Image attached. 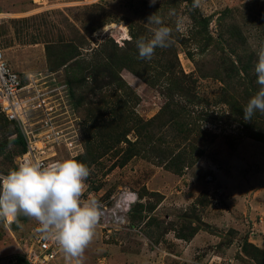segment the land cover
I'll use <instances>...</instances> for the list:
<instances>
[{"label":"rangeland","instance_id":"rangeland-1","mask_svg":"<svg viewBox=\"0 0 264 264\" xmlns=\"http://www.w3.org/2000/svg\"><path fill=\"white\" fill-rule=\"evenodd\" d=\"M193 4L0 0V47L7 64L24 79L58 71L72 86V100L78 99L100 80H109L108 68L101 67L114 61L113 69L137 96L136 114L143 120L155 118L170 93L202 118L194 144L202 155L176 174L140 157L123 167H113L121 155L86 163L84 141L95 135L88 133L95 110H111L113 91L106 87L91 94L78 109L73 104L70 118L80 131L83 153L71 157L63 152L61 161L88 165L81 199H94L100 215L81 264H264V115L256 113L245 121L243 112L253 96L244 90L257 79L255 50L264 46V0H200L196 8ZM173 9L183 20L181 31L175 30L176 16L169 15ZM155 12L173 28L174 43L157 48L151 60H142L136 40L151 36L154 26L147 20ZM201 18L210 21L212 38L222 36L220 45L197 23ZM125 52L141 77L127 66L120 68L126 65L119 61ZM232 65L239 74L232 72ZM172 76L186 88L183 92H171L177 86H168ZM21 152L17 129L0 114V176L16 168ZM126 203L133 209L128 214L123 213ZM39 227L25 216L10 226L0 221V264H25L22 253L34 243ZM51 264H75V259L62 251Z\"/></svg>","mask_w":264,"mask_h":264},{"label":"clouds","instance_id":"clouds-1","mask_svg":"<svg viewBox=\"0 0 264 264\" xmlns=\"http://www.w3.org/2000/svg\"><path fill=\"white\" fill-rule=\"evenodd\" d=\"M156 3L157 0H150L151 5ZM199 6L200 0H194L193 7ZM169 15L176 16L175 30L181 31L182 18L174 9ZM147 23L154 26L150 29L151 36L136 40L142 60H151L157 48H167L174 43L173 28L166 25L157 12L148 17ZM255 51L258 59L254 71L259 87L243 108L245 121L252 120L256 113L264 115V46ZM89 175L88 165L75 159L46 167L31 162L20 164L0 176V221L6 226L19 223L21 215L37 221L45 238L57 242L66 257L81 264L100 220L97 202L90 197L86 201L81 199Z\"/></svg>","mask_w":264,"mask_h":264},{"label":"trees","instance_id":"trees-1","mask_svg":"<svg viewBox=\"0 0 264 264\" xmlns=\"http://www.w3.org/2000/svg\"><path fill=\"white\" fill-rule=\"evenodd\" d=\"M224 19L225 17L221 16L218 20L222 22ZM197 23L203 27L204 32H207L210 35L208 37L210 41L214 40V43L217 46L222 43V36L220 34L217 37V40L212 38L209 31L210 21L208 19L201 18V20ZM198 36L199 33H196V38ZM196 38H194V34H192V39L194 40ZM119 61L126 64L124 66H120V68L127 66L129 70L135 73V75H139L132 68V66L129 65L130 61H135L128 53L125 52L120 54ZM114 67V61L110 66H102V71H105V68H108L107 73L111 74L109 80H100L97 84H95V88L89 90V92L87 91V95L84 94L86 96H82L78 99L73 98V104L75 108L78 109L83 106L84 101L91 94H96L106 87H111V90L113 91L114 102L111 110L103 111L100 108L95 110V123H93L91 130H88L89 135H92L94 132L95 135L84 141V143L86 142V150L83 156L85 162L90 163L95 161V164H97L108 154L115 158L121 155V158H118V160L115 161L113 167H123L133 158L140 157L143 159L153 160L158 166L164 167L166 170L176 174L182 173L185 168L195 164L197 159L202 155V151L199 148V153H196V150L194 149V144H196L197 139L199 140L198 130L200 128L199 123L202 121V118H197L192 115L186 105L175 102L172 94L170 93L169 96L171 98L167 100L159 114L151 120H143L138 114H136L135 104L138 103L137 96L131 92V89L121 78L119 73L115 72V69H113ZM248 68H250V66H248ZM246 69L247 68H245V70ZM231 70L234 73H240V70L235 65H232ZM166 72L168 71L166 70L165 73ZM139 77L141 76L139 75ZM174 78L175 76H172L167 81L170 88L177 85L171 90V92L174 89L175 91L177 89L178 91L183 92L186 88L180 87V81L177 84ZM67 82L70 85L73 96L72 86L69 80H67ZM114 84L116 86H111ZM258 87L259 86L256 84L255 79L254 82H251V84H247L244 91L248 94L254 95L258 90ZM127 90L128 93L126 92ZM224 95L227 94L225 93ZM92 112L94 111L92 110ZM6 123L14 127L13 124L7 121ZM245 128H247V125ZM16 129L17 140L22 145V154L25 151L24 141L18 128ZM168 132H170V134L168 136H164V134ZM157 133H159L158 136ZM131 134L134 136L133 139L129 138ZM84 135H86V130ZM166 139L169 140V143ZM122 144L126 146L123 148L121 147ZM22 259L24 260L23 256ZM24 262L27 264L25 260Z\"/></svg>","mask_w":264,"mask_h":264},{"label":"built area","instance_id":"built-area-1","mask_svg":"<svg viewBox=\"0 0 264 264\" xmlns=\"http://www.w3.org/2000/svg\"><path fill=\"white\" fill-rule=\"evenodd\" d=\"M0 114L18 128L24 141L25 151L18 157L16 168L25 162L46 167L60 162L63 152H68L71 157L83 153L80 131L76 130L75 119L70 118L74 115V106L67 80L58 71L49 70L24 79L7 64L1 47ZM130 206V203L125 204L124 214L131 211ZM35 232L34 243L22 253L26 263L51 264L56 261L62 253L59 244L45 238L39 228Z\"/></svg>","mask_w":264,"mask_h":264}]
</instances>
